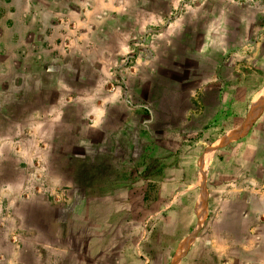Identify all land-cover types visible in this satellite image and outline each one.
<instances>
[{"label":"rangeland","instance_id":"1","mask_svg":"<svg viewBox=\"0 0 264 264\" xmlns=\"http://www.w3.org/2000/svg\"><path fill=\"white\" fill-rule=\"evenodd\" d=\"M22 1L32 5L0 7V264L166 262L169 253L156 249L155 205H141L140 195L134 221L119 225L123 238L114 243L127 245L125 252L92 255L82 238L49 236V221L61 226L82 193L72 182L80 165L66 156L76 153V139L67 134L85 136L86 149L103 138L93 133L91 108L108 101L117 119L136 127L138 140L153 138L150 155L135 158L150 177L162 180L161 168L179 159L184 170L176 180H200L194 156L264 82V0ZM263 98L264 88L254 106ZM248 121L235 133L250 132ZM70 159L73 175L63 172ZM233 175L250 177L224 172L219 179ZM149 184L153 191L161 186Z\"/></svg>","mask_w":264,"mask_h":264},{"label":"crops","instance_id":"2","mask_svg":"<svg viewBox=\"0 0 264 264\" xmlns=\"http://www.w3.org/2000/svg\"><path fill=\"white\" fill-rule=\"evenodd\" d=\"M11 5L18 12L32 3L0 1L3 11ZM262 88L264 82L253 90L237 119L211 137L210 143L197 156L186 151L189 157H195L198 172H201L200 180L189 178L188 182L176 180L177 174L184 170L179 159L177 163L161 168L162 180H159L161 175H147V164H137L135 158L150 155L148 151L153 138L138 140L136 127L124 119H117L108 101L100 105L94 103L91 108L93 133L98 129L103 138L94 137L86 149L85 136L78 132L67 134L70 140L76 139V153L66 156L76 157V164L80 165L72 182L82 193L75 199V208L68 212L69 216L58 221L61 226L50 220L46 232L51 237L82 238L79 242L82 244L84 240L92 255L108 250L125 252L127 245L118 249L114 243L123 238L119 225L124 223L126 227L128 222L134 221L132 204L140 195L141 205L143 200L147 206L155 205V211L150 215L155 216L157 222L159 244L156 249L163 248L169 253L166 262L160 259V264H264V109L252 120L251 116L250 132L243 128L242 132L235 133L264 102L263 98L258 106H254V97ZM248 111L250 113L243 122ZM114 119L116 124L112 125ZM66 139L63 136L61 140L65 143L69 138ZM248 141L252 148H241ZM230 145H236V148H228ZM233 154L238 156L230 164L228 158ZM72 161L64 164V173L73 175L76 166ZM224 172H239L250 177L235 180L233 175L227 180L219 179ZM150 182L161 186L153 191ZM162 185L168 193L160 192ZM143 208L144 221H147L149 210ZM178 230L184 231L179 233ZM146 231L142 228L140 236ZM124 235L131 237L133 232L130 230ZM159 250V254L163 252Z\"/></svg>","mask_w":264,"mask_h":264},{"label":"water","instance_id":"3","mask_svg":"<svg viewBox=\"0 0 264 264\" xmlns=\"http://www.w3.org/2000/svg\"><path fill=\"white\" fill-rule=\"evenodd\" d=\"M263 104H264V102L261 104V106H262ZM261 106H260V107H261ZM258 110H260V108H259ZM250 111H251V109H250ZM250 111H248V113H247V115H246L245 119L243 120V122H245V121H246V119H247V117H248V114L250 113ZM254 112H255V110H253V113L250 115V116H252V115H253V116H252V118H251V120L253 119L254 115H255V114L258 112V111H256L255 113H254ZM251 120H250V122H251ZM250 122H249V124H248V125H250ZM246 128H247V127H246ZM246 128H245V129H246Z\"/></svg>","mask_w":264,"mask_h":264},{"label":"trees","instance_id":"4","mask_svg":"<svg viewBox=\"0 0 264 264\" xmlns=\"http://www.w3.org/2000/svg\"><path fill=\"white\" fill-rule=\"evenodd\" d=\"M148 175V174H147Z\"/></svg>","mask_w":264,"mask_h":264}]
</instances>
